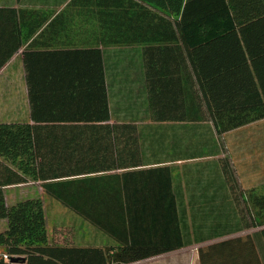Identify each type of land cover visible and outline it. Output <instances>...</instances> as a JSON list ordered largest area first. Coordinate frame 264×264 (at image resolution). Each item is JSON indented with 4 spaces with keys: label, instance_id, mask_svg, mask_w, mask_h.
Returning a JSON list of instances; mask_svg holds the SVG:
<instances>
[{
    "label": "trees",
    "instance_id": "16d2710c",
    "mask_svg": "<svg viewBox=\"0 0 264 264\" xmlns=\"http://www.w3.org/2000/svg\"><path fill=\"white\" fill-rule=\"evenodd\" d=\"M123 1L120 15L135 17L136 36L122 43L143 46L152 122L209 121L222 143L226 132L264 119V0ZM97 61L96 70H27L30 120L0 123V220L7 223L0 247L8 256L0 264H133L183 246L174 211L138 204L146 200L137 194L152 197L170 185L129 170L140 161L137 127L111 120L100 55ZM29 183L42 196L8 205L4 189ZM44 196L114 243L54 244ZM250 218V226L264 224ZM252 240L200 247L199 263L242 264L246 253L255 256Z\"/></svg>",
    "mask_w": 264,
    "mask_h": 264
},
{
    "label": "crops",
    "instance_id": "0c3cea01",
    "mask_svg": "<svg viewBox=\"0 0 264 264\" xmlns=\"http://www.w3.org/2000/svg\"><path fill=\"white\" fill-rule=\"evenodd\" d=\"M121 12L118 0H0V123L30 120L27 70H96L100 55L111 120L137 127L140 161L129 170L170 185L152 197L137 194L146 200L138 204L157 203L160 215L174 211L182 235L181 248L136 264H176L184 249L237 236L253 238L255 256L246 253L242 264H264V224L249 225L250 217H264V119L226 132L222 143L209 121L152 122L143 46L122 43L136 36V19ZM225 165L233 175L225 174ZM30 184L36 183L6 187L7 204L41 197L37 190L24 196ZM6 226L0 220V233ZM92 229L95 238L81 246L111 245Z\"/></svg>",
    "mask_w": 264,
    "mask_h": 264
},
{
    "label": "rangeland",
    "instance_id": "374dc122",
    "mask_svg": "<svg viewBox=\"0 0 264 264\" xmlns=\"http://www.w3.org/2000/svg\"><path fill=\"white\" fill-rule=\"evenodd\" d=\"M16 100H21L20 95L16 96ZM22 116L24 118L23 110H22ZM23 189H25L23 190L24 196L26 194L30 195L34 193V191L36 190L39 191V193H42V190L40 189V185L38 184H30L28 186H24ZM43 199H44L45 211H46L47 231L50 241H52L54 244L55 243L62 245L77 244L79 246H81V243L89 242L92 233L88 232L87 230L93 228L89 223L83 220L76 213L72 212L67 208H64L58 201L54 200L53 198L44 196ZM93 229L97 232L96 238L104 239V240L105 238H108L106 237L105 234H103L99 230H96L95 228ZM92 238L94 239L95 237L92 236ZM108 239L110 240L111 244L114 243L110 238ZM198 249L199 248L184 249L183 254L180 257H178V262L176 264H200L199 257L197 258ZM4 254L5 253L2 252V250H0V258L3 259Z\"/></svg>",
    "mask_w": 264,
    "mask_h": 264
},
{
    "label": "water",
    "instance_id": "95a60500",
    "mask_svg": "<svg viewBox=\"0 0 264 264\" xmlns=\"http://www.w3.org/2000/svg\"><path fill=\"white\" fill-rule=\"evenodd\" d=\"M19 261V258H11L10 262L11 263H17Z\"/></svg>",
    "mask_w": 264,
    "mask_h": 264
},
{
    "label": "built area",
    "instance_id": "2783aa9c",
    "mask_svg": "<svg viewBox=\"0 0 264 264\" xmlns=\"http://www.w3.org/2000/svg\"><path fill=\"white\" fill-rule=\"evenodd\" d=\"M3 259H4L5 261H8V256H7V255L3 256Z\"/></svg>",
    "mask_w": 264,
    "mask_h": 264
}]
</instances>
